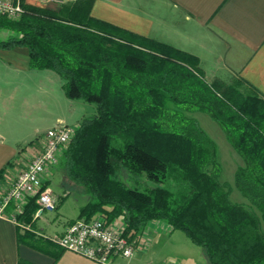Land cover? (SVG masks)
Here are the masks:
<instances>
[{
  "label": "trees",
  "instance_id": "16d2710c",
  "mask_svg": "<svg viewBox=\"0 0 264 264\" xmlns=\"http://www.w3.org/2000/svg\"><path fill=\"white\" fill-rule=\"evenodd\" d=\"M23 6L17 19L0 15V28L11 31L0 47L26 46L31 68L52 69L67 97L96 105L60 156L62 172L89 196L80 217L120 218L131 239L163 220L202 247L208 264H264L260 92L241 78L208 82L196 55L157 39L92 17L74 21L60 11ZM195 111L212 117L242 157L234 186L220 179L217 143ZM9 164L0 169V181ZM119 166L159 184L131 187L116 177ZM233 187L246 202L231 198ZM37 209L34 196L18 219L32 224ZM18 239L37 241L26 230ZM17 264L34 263L19 258Z\"/></svg>",
  "mask_w": 264,
  "mask_h": 264
},
{
  "label": "crops",
  "instance_id": "0c3cea01",
  "mask_svg": "<svg viewBox=\"0 0 264 264\" xmlns=\"http://www.w3.org/2000/svg\"><path fill=\"white\" fill-rule=\"evenodd\" d=\"M21 1L63 12L74 21L92 17L173 45L199 58L208 82L231 83L241 78L264 97V0ZM0 34L1 41L11 31L0 28ZM46 83L50 89H45ZM62 83L61 76L52 69L30 67L26 46L0 47V169L10 162L0 181L1 188H7L19 172L21 150L32 147L44 136L38 133L36 124L38 111L45 102L42 99L48 97L54 103L73 106L70 103L74 100L67 97ZM84 117L87 114L71 120L57 116L55 125H78ZM235 155L237 166L243 164L242 157ZM55 174L54 168L49 169L43 183L57 199L54 210L43 211L39 216L34 213L29 228L0 215V264H17L19 258L34 264H97L50 239L63 233L70 222L80 217L81 207L89 199L85 188L73 183L64 173L62 188L52 190L50 181ZM70 198L78 200L74 215L63 211ZM110 224L117 231L123 230L120 218ZM25 230L37 238L36 242L32 241L34 244L19 241V231ZM133 240L134 255L114 257L112 264H208L202 247L194 244L183 231L171 230L163 220L149 222Z\"/></svg>",
  "mask_w": 264,
  "mask_h": 264
},
{
  "label": "built area",
  "instance_id": "2783aa9c",
  "mask_svg": "<svg viewBox=\"0 0 264 264\" xmlns=\"http://www.w3.org/2000/svg\"><path fill=\"white\" fill-rule=\"evenodd\" d=\"M23 12L21 0H0L1 16L14 20ZM77 126L58 123L48 128L42 137V148L32 155L7 188L0 187L1 216H9L16 224L29 228L30 225L18 219V215L23 212L27 201L34 196L38 204L35 216L55 209L56 197L47 187L42 188L45 174L68 146ZM50 239L97 264H112L113 258L117 256L130 258L136 250L135 241L122 231L115 230L102 214L90 219L78 217L66 226L63 233L55 234Z\"/></svg>",
  "mask_w": 264,
  "mask_h": 264
},
{
  "label": "rangeland",
  "instance_id": "374dc122",
  "mask_svg": "<svg viewBox=\"0 0 264 264\" xmlns=\"http://www.w3.org/2000/svg\"><path fill=\"white\" fill-rule=\"evenodd\" d=\"M2 35V34H0ZM45 89H50L49 85L44 84ZM58 90L59 89L58 87ZM63 92V91H62ZM41 109L38 111L37 117V131L38 133H45L49 127L55 125V120L57 116H64L66 119H76V117L81 116L82 113L87 114L88 117L93 115L96 112V105L93 102H88L84 100L72 99L78 103H71L73 106H68L60 104L58 101L50 100L48 97L42 99ZM196 116L199 120L200 125L208 132L210 136L216 141L219 151V161L222 167L220 174L221 180H228L234 186V172L236 170L238 158L235 154L236 151L233 149L229 141L227 140L224 131L218 125V123L210 117L207 113L202 111H195L191 114ZM194 116V117H195ZM74 123V122H73ZM42 135V134H41ZM42 148V138L36 141L32 147H25L24 151L21 150L19 155V170L22 169L25 163L32 157L33 154L38 152ZM60 156L58 155L56 162L49 168L50 170L54 168L55 175L51 178L50 188L54 191L62 188L63 180L61 179L62 167L60 165ZM238 156V155H237ZM62 172V173H61ZM116 177L123 180L127 185L131 187H137L138 189L145 190L151 187L157 186L159 183L147 177L145 173L140 175H134L128 172V170L119 166L116 170ZM64 185H67L64 183ZM231 198L234 201L246 200V198L239 192L236 187L232 188ZM77 200V199H76ZM78 201V200H77ZM77 201L73 198H70L66 201L63 211L68 212L69 215L75 214V208ZM182 232V231H181Z\"/></svg>",
  "mask_w": 264,
  "mask_h": 264
}]
</instances>
